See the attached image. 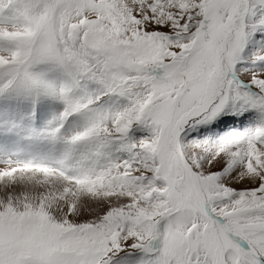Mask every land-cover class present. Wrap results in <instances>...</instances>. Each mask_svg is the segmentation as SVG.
I'll return each mask as SVG.
<instances>
[{"label": "snow or ice", "instance_id": "6c2138e0", "mask_svg": "<svg viewBox=\"0 0 264 264\" xmlns=\"http://www.w3.org/2000/svg\"><path fill=\"white\" fill-rule=\"evenodd\" d=\"M0 264H264V0H0Z\"/></svg>", "mask_w": 264, "mask_h": 264}]
</instances>
